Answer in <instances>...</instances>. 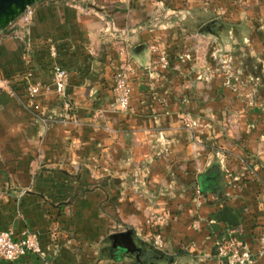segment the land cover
<instances>
[{"label": "crops", "instance_id": "0c3cea01", "mask_svg": "<svg viewBox=\"0 0 264 264\" xmlns=\"http://www.w3.org/2000/svg\"><path fill=\"white\" fill-rule=\"evenodd\" d=\"M160 16L162 25L145 26ZM209 21L207 32L230 21L235 63L262 81L255 105L228 103L235 93L207 71ZM197 33L201 54L183 58L180 44L193 47ZM219 33L216 45L229 50ZM157 37L168 44L165 69ZM125 58L134 72L129 108L119 111L112 81ZM54 64L68 71L69 110L53 92L26 94L28 83L51 84ZM261 98L264 0H39L0 32V231L36 233L42 253L0 264H228L216 245L232 239L256 254ZM225 111L235 123L224 124ZM184 112L196 126L182 125ZM151 209L166 215L162 249L144 224ZM125 231L127 240L110 238Z\"/></svg>", "mask_w": 264, "mask_h": 264}, {"label": "built area", "instance_id": "2783aa9c", "mask_svg": "<svg viewBox=\"0 0 264 264\" xmlns=\"http://www.w3.org/2000/svg\"><path fill=\"white\" fill-rule=\"evenodd\" d=\"M254 1V0H247ZM28 9V8H27ZM50 53L55 57V49L51 47ZM157 60L165 67L168 64L164 55L157 58ZM134 72L132 61L125 58L116 68L113 75L112 90L115 96V103L117 108L121 111H126L129 108L130 99V77ZM68 81V71L66 68L54 64L52 68V82L50 85H41L39 83H28L25 87L26 94L29 99H33L40 92H53L57 98L62 102L64 110H69L71 104L65 93V87ZM34 109L39 113V119L47 125L48 119L40 110L37 104L33 105ZM188 120L191 127L196 125V121ZM161 220V217L157 219ZM152 236V244L157 249H162L164 246V239L159 229H154ZM217 255L223 258L228 264H256L257 256H264V228L258 237V250L254 254L249 249L240 245L236 240H221L216 245ZM27 253L40 255L42 248L36 233L30 231L22 232L18 237L14 236L11 230L0 231V258L6 261H14L24 256Z\"/></svg>", "mask_w": 264, "mask_h": 264}, {"label": "rangeland", "instance_id": "374dc122", "mask_svg": "<svg viewBox=\"0 0 264 264\" xmlns=\"http://www.w3.org/2000/svg\"><path fill=\"white\" fill-rule=\"evenodd\" d=\"M243 2V0H241ZM248 4V3H247ZM182 5L184 6V1L182 3ZM221 18H223L220 15ZM163 20H167L166 17L164 16H160L157 20L156 19H151L148 21V19L145 20V22H147L145 24V26L148 29H153L155 28V24L158 23V25H162L163 24ZM223 20V19H222ZM224 23H226V26H221L217 27L214 26L216 29L214 32H207L205 30H209V25H211L210 23H212L211 21H209V23H207L206 25H204V27H201V34L205 35V39L206 41L209 40V50L211 51L212 54V58L215 61V63L210 62L209 64V69L207 70L209 72V74H212L211 77H218V79H220V83L221 86H224L228 89H230V91H232L233 93H235L232 97H228L230 104H233V101L236 104H243L244 106H252L255 105L258 101L259 98V89L262 88V81L256 78H251L248 79L247 78V74L245 75V73L247 72V70L249 68H245L244 69H240L239 66L237 65V63H235L234 60V55H236L238 53L237 48L235 47H239L238 45H240V43H238L239 39H235L233 36V31L231 30V24L229 23L230 21H223ZM154 24V25H153ZM220 28V29H218ZM227 28V29H226ZM244 29V28H243ZM223 30V31H220ZM229 30V31H228ZM247 30V28H246ZM219 33V38H222L223 40L219 41L224 44L225 46H229V50L226 51H222L220 49V46L217 44L216 45V36L215 34ZM212 34L215 35L214 37H210L208 36ZM237 33L239 35H242L243 33H246V31H237ZM200 34H196L194 35V37H192L191 39L194 41V46L191 47L189 44L190 43H183L180 44L181 48V56L183 58L185 57H191L192 53L191 51L196 55L197 53H199V55L201 54V37L199 36ZM164 37V36H163ZM184 38V37H183ZM156 44L152 46V50L155 52L156 57L159 58L160 56L164 55V57H166V60L168 61V51H167V43L161 39V37H157V39L155 40ZM185 41V39H184ZM205 41V40H204ZM203 42V41H202ZM240 42V41H239ZM185 45V46H184ZM192 45V44H191ZM219 47V48H218ZM219 54V55H218ZM222 54V55H220ZM221 58V59H220ZM219 61V62H218ZM248 63V62H247ZM156 64L159 66V68L165 69L168 67V64L163 67L162 64L157 60ZM250 64V66H253L252 64H255V71L257 72V74L259 73L258 68L260 67V65L258 63H248V65ZM214 74V75H213ZM255 84V85H253ZM253 85V86H252ZM255 87V92H253L251 90L250 87ZM261 103H264V100L261 98ZM120 111V110H119ZM234 114V113H233ZM231 112L225 111L224 114H222V117H224L223 119H225L224 124L230 125V123H235L236 122V118H234ZM189 118L190 120H193L190 118V116L188 115V113H182L180 116L182 125L186 126V127H191L189 125L188 120L186 121L185 119ZM196 121V120H194ZM238 121V119H237ZM48 125V123H47ZM197 125V122H196ZM195 125V126H196ZM159 217H161V220H157ZM165 218L166 215L163 211H156L151 209L145 216L144 219V224L146 226H149L151 229V235L154 233V229H159L161 225L164 224L165 222ZM150 235L151 238V243H152V236Z\"/></svg>", "mask_w": 264, "mask_h": 264}, {"label": "water", "instance_id": "95a60500", "mask_svg": "<svg viewBox=\"0 0 264 264\" xmlns=\"http://www.w3.org/2000/svg\"><path fill=\"white\" fill-rule=\"evenodd\" d=\"M39 0H0V32ZM130 232H119L110 238L117 240L129 236Z\"/></svg>", "mask_w": 264, "mask_h": 264}, {"label": "flooded vegetation", "instance_id": "af4514ba", "mask_svg": "<svg viewBox=\"0 0 264 264\" xmlns=\"http://www.w3.org/2000/svg\"><path fill=\"white\" fill-rule=\"evenodd\" d=\"M129 238V236H127V237H123V238H121V239H125V240H127Z\"/></svg>", "mask_w": 264, "mask_h": 264}]
</instances>
